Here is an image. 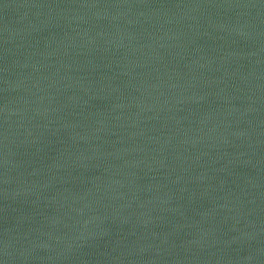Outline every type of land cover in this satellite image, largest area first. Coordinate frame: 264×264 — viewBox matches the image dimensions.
<instances>
[{
    "label": "water",
    "instance_id": "water-1",
    "mask_svg": "<svg viewBox=\"0 0 264 264\" xmlns=\"http://www.w3.org/2000/svg\"><path fill=\"white\" fill-rule=\"evenodd\" d=\"M0 264H264V0H0Z\"/></svg>",
    "mask_w": 264,
    "mask_h": 264
}]
</instances>
